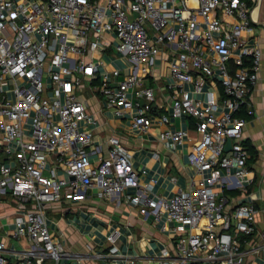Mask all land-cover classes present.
I'll return each instance as SVG.
<instances>
[{"label":"built area","instance_id":"1","mask_svg":"<svg viewBox=\"0 0 264 264\" xmlns=\"http://www.w3.org/2000/svg\"><path fill=\"white\" fill-rule=\"evenodd\" d=\"M263 1L0 0V264H64L75 256L52 234L46 209L91 189L119 203L123 197L143 215L166 212L175 250L154 264L264 262L255 206L227 209L226 197L248 193L246 119L236 114L259 79L262 52L242 32ZM165 51L171 115L156 116V90L143 80L155 76L154 60ZM96 52H110L116 66ZM85 81L140 131L193 117L200 138L189 161L198 185L159 201L141 191L120 138L109 136L106 148L95 143ZM186 135L167 127L160 138L178 144ZM2 231L27 245L9 244ZM119 236L118 229L108 235L112 254Z\"/></svg>","mask_w":264,"mask_h":264},{"label":"crops","instance_id":"2","mask_svg":"<svg viewBox=\"0 0 264 264\" xmlns=\"http://www.w3.org/2000/svg\"><path fill=\"white\" fill-rule=\"evenodd\" d=\"M251 29L242 32L250 46L257 45L262 57L259 79L252 87L247 103L236 114L246 119L242 142L251 146L256 152V160L247 161L249 170L248 193L236 190L226 191L227 209L242 203H252L256 210L257 225L264 229V1L254 10ZM96 56L103 53L96 52ZM165 51L154 60L155 76L144 79L143 83L153 86L157 94L154 115H171V93L167 82H171L170 72L163 58ZM109 65L116 66L115 63ZM209 85H206L205 89ZM192 88V85H187ZM84 96L89 110L98 121L91 126L95 134L94 141L107 147V138L116 135L123 146L132 154V163L140 175L141 191L148 188L147 195L155 200H168L180 190H189L198 185L201 178L189 161V153L200 134L193 117L171 118L169 126L155 122L146 132L133 126L129 115L119 116L113 108H108L102 94L86 89ZM185 129L187 135L182 143L174 144L161 140L163 130ZM0 153V158H2ZM108 198L99 189L87 190L79 198L61 200L47 206L48 224L52 234L61 241L75 256L63 259L64 264H128L135 259L137 264H154L167 250H175L177 233L175 223L167 219V214L160 211L156 216L152 210L141 214L140 207L127 203L120 197ZM13 213V209L8 214ZM5 215L0 210V221ZM120 231L117 240L118 252L110 253L112 246L108 235L114 230ZM1 236L9 244L17 242L27 245L25 239L20 242ZM46 264H54L48 260ZM199 264H207L205 262ZM247 264H264L262 261H247Z\"/></svg>","mask_w":264,"mask_h":264},{"label":"rangeland","instance_id":"3","mask_svg":"<svg viewBox=\"0 0 264 264\" xmlns=\"http://www.w3.org/2000/svg\"><path fill=\"white\" fill-rule=\"evenodd\" d=\"M103 55H104V57L106 58L105 61H106L107 63H110V62H111V59H112V57H111V55H110V52H103ZM145 85H147V84L145 83ZM84 87L87 88V89L89 88V86H88V82H87V81L84 82ZM14 244H15V246H16L17 248H21V246H20L17 242H14Z\"/></svg>","mask_w":264,"mask_h":264},{"label":"trees","instance_id":"4","mask_svg":"<svg viewBox=\"0 0 264 264\" xmlns=\"http://www.w3.org/2000/svg\"><path fill=\"white\" fill-rule=\"evenodd\" d=\"M245 146H248V149L251 151L250 161L254 162L256 160V157H257V152L251 146H249L246 142H245Z\"/></svg>","mask_w":264,"mask_h":264},{"label":"water","instance_id":"5","mask_svg":"<svg viewBox=\"0 0 264 264\" xmlns=\"http://www.w3.org/2000/svg\"><path fill=\"white\" fill-rule=\"evenodd\" d=\"M231 147H232L231 140H228L225 150L228 152L231 149Z\"/></svg>","mask_w":264,"mask_h":264}]
</instances>
